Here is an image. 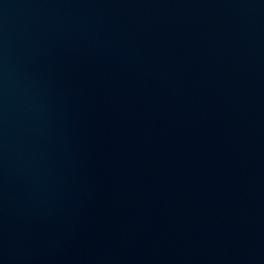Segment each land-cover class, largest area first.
I'll use <instances>...</instances> for the list:
<instances>
[{
	"label": "water",
	"instance_id": "95a60500",
	"mask_svg": "<svg viewBox=\"0 0 264 264\" xmlns=\"http://www.w3.org/2000/svg\"><path fill=\"white\" fill-rule=\"evenodd\" d=\"M0 264H264V0H0Z\"/></svg>",
	"mask_w": 264,
	"mask_h": 264
}]
</instances>
